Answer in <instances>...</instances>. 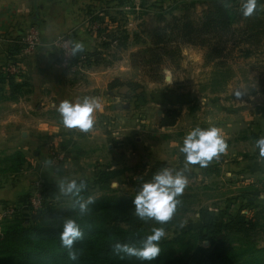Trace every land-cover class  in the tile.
<instances>
[{"label": "rangeland", "instance_id": "374dc122", "mask_svg": "<svg viewBox=\"0 0 264 264\" xmlns=\"http://www.w3.org/2000/svg\"><path fill=\"white\" fill-rule=\"evenodd\" d=\"M237 1H231V4ZM190 2L191 0H89L83 7V17L76 24V29L82 33V41L86 45V57L81 56V64L99 65V68L108 69L111 76H119L114 79L123 84L109 87L107 83L104 95H108L106 91L115 93L114 95L119 97V104L122 106L123 102H126L129 107H121L118 116L102 114V120L98 122L107 137L102 139L99 134L101 137L93 139L92 144L89 139L88 143L83 140L85 143L81 144L87 145L86 149H81L82 156L79 154L80 157L73 159L74 152L67 153V141L54 144L53 139L41 138V134L31 131L29 126V136L34 137L30 140L27 135L21 136L19 129H13L10 133L4 129V123L0 124V190L4 187L10 188L16 183L20 184V187L28 185L19 195L20 199L0 198V228L4 220L16 215L26 216L30 209L36 210L43 205L54 208L69 207L72 198L59 192L56 181L68 176V179L84 177L91 182L94 172L106 166L122 170L118 178L110 182L108 192L119 196L134 195L144 181L151 179L153 173L167 167V162H171L168 167L174 170L184 167L183 162L177 159L180 152L176 148L179 141L176 133H162L156 128L165 110H178L179 116L184 105L187 110L192 111H186L189 117L186 122L188 129L196 126L207 128L208 125L199 121V112L202 111L195 112V109H199V101L205 102L207 98L202 94L196 97V89L203 94H219L230 90L233 96L237 97L243 92L240 87L241 78L245 77L247 81L253 79L257 84L259 79L264 82V41L250 47L253 51L249 57H244L242 52L246 44L238 45L235 41H228L226 49L214 59L203 44L170 42L166 45H154L151 42L148 26L153 24V16L159 12L152 4L157 3V6L161 5L164 9H167V6L171 8V13H164L167 20L171 19V16H182L187 9L189 17L199 21L203 6L199 2L188 6ZM241 25L242 21L234 23V31L230 30L236 38L240 36ZM123 36L126 38L122 39ZM113 37L116 39H112ZM236 38L234 40H237ZM71 60L69 57V64ZM74 61L72 65L77 67V59ZM3 73L13 75L5 71ZM235 77L237 79H234ZM242 80L243 83L246 82ZM17 91L19 90L15 93ZM14 99V93L11 94L8 88L0 87V120L5 119L10 108L6 102ZM53 117L63 126L52 133L63 135L67 127L62 123L61 116ZM192 117L197 120L192 122ZM98 118L97 115V120ZM128 126H132L131 129ZM122 127L126 130L119 129ZM123 132L129 133L124 137H114L115 133ZM146 132H152V136L156 138L153 139L155 142H148L149 140L144 138L148 134ZM111 134L113 136L108 137ZM164 136H168L170 145L163 151H168L170 161H167L166 157H160V153L155 154L152 159L148 158L145 152H142L143 147H138L140 142H145L146 146L158 144ZM106 142L122 150L111 154L105 146ZM17 151L24 157L21 165L17 164ZM43 156H46L47 168L51 173L49 177L44 178L45 182L38 180L39 177L30 172ZM59 156L61 159H58ZM196 166L198 167V164ZM192 167L193 165H189L187 168V185L179 195L181 197L177 198L179 203L170 218L171 227L164 229V235L170 236L176 226L195 228L213 215L231 212L246 205L241 211L248 217H257L254 231L250 235L251 241L257 247L263 246L264 179L239 182V179L231 180L229 176L221 173L211 174L213 170L209 166L200 167L205 171L203 176L192 177L198 170L197 167ZM208 171L210 174L207 175ZM93 189L94 196L104 192H100L96 187ZM34 194L40 197L38 206L30 202ZM8 209H12V213L3 215ZM202 245L208 247L209 242L203 241Z\"/></svg>", "mask_w": 264, "mask_h": 264}, {"label": "trees", "instance_id": "16d2710c", "mask_svg": "<svg viewBox=\"0 0 264 264\" xmlns=\"http://www.w3.org/2000/svg\"><path fill=\"white\" fill-rule=\"evenodd\" d=\"M231 1L234 0H191L188 6L196 2L203 6L199 21L190 18L187 9L182 16H171L172 20H167L164 13H169L171 8L167 6L164 9L153 3L159 12L153 16V24L148 26V36L154 45L170 42L206 45L213 59L221 55L228 41H235L238 45L248 46L242 52L244 57H249L253 51L250 47L264 41V0H257L256 10L248 17L241 14L242 1L235 0L234 4ZM240 21L241 33L236 38L230 30L234 29V23ZM18 40L10 55L19 54L24 49L20 38ZM85 54L83 51L71 56L69 66L74 64V60H80L82 55L86 57ZM14 61L11 57V62ZM13 76L0 71V83L6 82L10 93L16 96L24 83L15 82ZM120 84L123 82L112 79L109 87ZM17 89L19 91L15 93ZM177 118L178 110H165L158 125L171 126ZM15 157L17 164L21 165L24 161L21 152L17 151ZM121 173L120 169L106 166L94 172L91 182L84 177L77 178L78 182H85L81 196L94 198L83 214L71 205L67 208L43 205L36 210L30 209L26 216L16 215L4 220L0 228V264H264V245L257 247L250 238L257 217H248L241 211L246 205L213 215L195 228L176 226L170 236L164 235L158 242L160 253L154 260H140L114 251L113 245L117 241L138 246L141 238L153 227L167 230L172 224L170 219L161 223L139 218L132 203L135 194L119 196L108 192L110 182ZM95 187L104 192L94 196L92 190ZM69 217L83 231V238L73 244L78 253L75 261L68 258L67 249L60 243L63 221ZM203 241L209 242L208 247L202 245Z\"/></svg>", "mask_w": 264, "mask_h": 264}, {"label": "crops", "instance_id": "0c3cea01", "mask_svg": "<svg viewBox=\"0 0 264 264\" xmlns=\"http://www.w3.org/2000/svg\"><path fill=\"white\" fill-rule=\"evenodd\" d=\"M88 2L89 0H0V71H5L6 64L12 63V57L13 60H18L22 66L20 74L13 76L14 81L24 83L23 89L16 95V99L6 102L10 108L6 112L5 119L0 120V124L4 123V129L10 133L13 129H19L21 136L24 132L30 140L34 139L33 136H29L31 130L40 133L41 138L53 139L54 144L63 140L67 141V153L74 152L72 159L80 157L81 149H86L87 145L81 144L85 143L83 140L88 143L87 139H89V143L92 144L93 139H97L100 135L102 139L107 137V133L101 129V124L98 122L102 120V114L118 116L121 107L126 105L129 107L126 102H123L121 106L118 102L119 97L114 95L115 93L106 91L108 95H104L107 83L119 76H111L108 69L99 68V65L83 63L76 67L67 64V54L71 50L72 42L74 40L82 41V33L76 29V24L83 17V7ZM32 28L37 31L40 44L33 50H22L19 54L10 55L11 50L17 47L15 44L18 43V39ZM56 39H59L58 43L53 44V40ZM76 70L79 72H75ZM242 79L246 82L243 83ZM255 82L253 79L247 81V78H241L242 86L240 87L243 88V92L237 97L233 96L230 90L219 94L208 92L203 94L196 89L198 93L196 97L202 94L207 98L205 102L203 98H200L203 102L199 101V109H195V112L202 111V113L199 112L201 114L199 121H203L202 123L209 127H218L227 143L226 151L208 163L207 166L213 170L211 174L221 173L224 176H229L231 180L239 179V182L243 181L244 183L264 179V157L259 155L255 144L258 137L264 136V82L260 79L258 84ZM0 87L5 89L8 88V85L6 82L0 83ZM229 87L230 85H228ZM84 96L96 98L102 104V108L93 113V127L87 132L79 128H67L63 135L53 134L52 132L55 133L63 126L53 117L60 115L57 111L60 101L68 99L76 102ZM186 111L192 112L191 109L187 110L182 105L175 124L156 126L162 133H176V137L179 138L176 144L178 152H180L179 147L183 143L182 137L190 130L189 126H186V122L189 121ZM97 115L99 116L98 120ZM196 120L197 118L193 119L192 117L191 121ZM29 126H31L30 130ZM131 127L128 126L129 129ZM119 129L126 130L124 127ZM128 133H115L114 137H124ZM111 136L113 134L108 137ZM81 137H85V139ZM144 138H147L151 143L155 142L153 139H156L155 136H152V132L146 134ZM160 139V142L153 146H146L145 142L143 144L140 142L138 147H143L142 152H145L148 158L152 159L155 154L160 153V157H166V160L170 161L171 156L168 155V151H163L170 145L168 136ZM105 146L111 154L122 150L110 142H106ZM36 153L35 150L34 154ZM45 157H41L39 163L34 165L35 167L30 171L42 182H45L46 176L51 175ZM177 159L184 164V155L181 152ZM166 166H171V162H167ZM184 167H180L178 170H183ZM193 167L197 166L193 165ZM197 169L192 177L195 175L200 177L205 174L199 165ZM187 172L189 170H185L184 175L189 176L186 174ZM206 174H210V171ZM27 186L20 187V184L16 183L10 188L4 187L3 190H0V198L3 200L20 199L19 195L24 189H27Z\"/></svg>", "mask_w": 264, "mask_h": 264}, {"label": "clouds", "instance_id": "9594fccd", "mask_svg": "<svg viewBox=\"0 0 264 264\" xmlns=\"http://www.w3.org/2000/svg\"><path fill=\"white\" fill-rule=\"evenodd\" d=\"M257 0H242L240 5L241 14L245 17L251 16L256 10ZM85 50L82 41L74 40L71 45V56ZM102 104L93 97L84 96L76 102L68 99L61 100L57 106V111L62 118V123L67 128H79L87 132L93 127V113L100 110ZM259 150V155L264 157V136H260L255 141ZM227 148L226 140L221 130L216 126L202 128L193 127L189 130L179 147V151L184 155V169L174 170L169 167H162L153 173L151 179L144 181L133 196L135 214L141 219H152L157 222H166L174 214L179 203L177 197L182 194L187 185V177L184 171L189 165H199L207 167L213 158H218ZM56 186L62 195L72 198L71 206L78 209L81 214L88 211L89 205L94 202V198L89 196L84 199L81 196L85 182L77 179L60 178L56 181ZM164 236L162 228L153 227L151 232L139 241L138 246L134 244L121 243L117 241L113 245L114 251L135 256L140 260H154L160 253L159 241ZM83 238V231L79 224L71 217L63 221L60 233V243L67 249L70 260H77L78 253L73 248L75 241Z\"/></svg>", "mask_w": 264, "mask_h": 264}, {"label": "built area", "instance_id": "2783aa9c", "mask_svg": "<svg viewBox=\"0 0 264 264\" xmlns=\"http://www.w3.org/2000/svg\"><path fill=\"white\" fill-rule=\"evenodd\" d=\"M20 41L24 44V49H23L24 51L33 50L35 47H37L40 44L39 35L34 28L27 30L26 33H24L20 37ZM58 41H59V39L53 40V44H57ZM67 48H69V47H67ZM70 52H71V50H70ZM70 52H68V54H67V64L68 65H69L68 59L70 56ZM80 64H81V61H78L76 63L77 66H79ZM4 69L6 72L17 76L22 71V66H21V63L18 62V60H16L12 63H7ZM58 159H61V157L59 156ZM30 202L34 206H38L39 202H40V197L37 194L36 195L34 194L33 197L30 198ZM11 213H12V209H8V210H5L3 215H7V214H11Z\"/></svg>", "mask_w": 264, "mask_h": 264}, {"label": "water", "instance_id": "95a60500", "mask_svg": "<svg viewBox=\"0 0 264 264\" xmlns=\"http://www.w3.org/2000/svg\"><path fill=\"white\" fill-rule=\"evenodd\" d=\"M22 136H25V133L24 132H22Z\"/></svg>", "mask_w": 264, "mask_h": 264}]
</instances>
